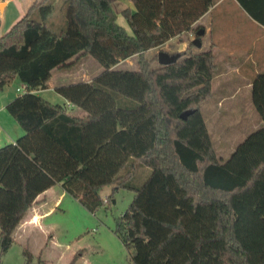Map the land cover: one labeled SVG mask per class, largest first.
Segmentation results:
<instances>
[{"label": "trees", "instance_id": "16d2710c", "mask_svg": "<svg viewBox=\"0 0 264 264\" xmlns=\"http://www.w3.org/2000/svg\"><path fill=\"white\" fill-rule=\"evenodd\" d=\"M113 1L67 0L57 32L46 25L53 0H34L0 35V89L14 79L24 88L5 105L23 133L0 146V252L51 186L94 212L108 203L99 190L113 185L133 191L113 226L131 264H264V70L249 88L260 123L221 160L199 108L210 96L212 53L184 50L155 68L143 57L190 30L213 1L128 0L133 10L120 15L131 34ZM235 2L264 26V0ZM86 56L101 72L53 89L80 114L35 93L52 70ZM131 56L136 70L112 68ZM138 166L150 169L140 184L131 182Z\"/></svg>", "mask_w": 264, "mask_h": 264}, {"label": "rangeland", "instance_id": "374dc122", "mask_svg": "<svg viewBox=\"0 0 264 264\" xmlns=\"http://www.w3.org/2000/svg\"><path fill=\"white\" fill-rule=\"evenodd\" d=\"M32 1L34 0H9L7 2L3 11H0V34L24 13ZM66 1L53 0L51 13L46 19L48 28L57 32L65 28ZM0 3L3 2L0 1ZM111 7L119 18L120 10L124 6L113 1ZM246 19L247 17L238 8L227 12L214 10L209 13V26L214 32L229 29L232 32H240L243 21ZM120 21L121 19L118 22ZM202 27L205 29L204 26ZM196 29L190 28L187 32L147 50L143 57L149 61L151 68H155L159 65L156 61L158 51L169 54L184 50L197 53V51L203 52L202 50L207 48L209 51V35L203 34L199 37L202 44L198 48L189 41L194 39ZM239 38H241V46H239L240 44L236 45L243 49L246 47V42L242 37ZM183 40H185V44L181 45ZM240 54L242 55V52ZM136 60V56H131L112 68L136 70ZM101 70L102 67L93 58L86 56L69 69L54 70L48 83L49 86H53L88 80L100 73ZM243 82L244 80H239L233 84V86L238 85L237 92L223 93L219 92L217 83L213 81L212 86L210 84V96L199 105L213 151L221 160L226 159L234 146L260 123L250 101V90L245 88ZM16 88H21L17 79L3 86L7 93L20 94V91H15ZM222 94L228 96V99L219 101ZM39 96L51 103L61 104L63 102V98L52 88L40 91ZM229 96L234 98L231 99ZM218 102L220 103L218 104ZM1 145L2 143H0ZM149 172L150 169L146 166L136 167L131 182L140 184ZM113 187V185H107L99 190V195L103 199L109 196L108 203L103 204L94 212H88L75 199L63 194L55 205L56 207L43 218L42 227H28L20 232L22 229L20 227L31 220L26 212L13 232L11 245L6 251L0 252V264H68L72 255L78 250L82 252L75 264H131L128 252L113 233V226L114 220L131 201L133 191L124 187L116 189ZM51 205L52 202L49 201L48 206ZM25 250L30 253L29 261L23 254Z\"/></svg>", "mask_w": 264, "mask_h": 264}, {"label": "crops", "instance_id": "0c3cea01", "mask_svg": "<svg viewBox=\"0 0 264 264\" xmlns=\"http://www.w3.org/2000/svg\"><path fill=\"white\" fill-rule=\"evenodd\" d=\"M0 1L3 2L0 3V11H3V7L9 0ZM114 3L122 4L124 6L123 8L133 10V5L128 0H116L114 1ZM236 8L243 12L247 17V19L243 21V25L241 26L242 30L240 32H232V30L229 29L222 32H217V30L214 32L212 27L209 26V13L214 10L227 12ZM120 17L117 18V16L115 15L116 23L121 26L127 34H131L126 21L122 16ZM120 19L121 21L118 22ZM204 19H206L207 21ZM202 26H204L205 29H203ZM192 28H197L195 32L199 29H202L203 34L209 35V51H211L212 53L215 65L213 74L214 76L213 78H211L210 82L211 86L212 82L214 81L217 83L219 92L221 91L223 93H226L227 91H231L232 93H234L238 91V85L233 86V84L237 83V81L239 80H244L243 83L245 85V88L249 89L252 77L256 73L264 70V26H261L250 19L235 2V0H213V3L210 7H208L207 11L191 25V29ZM2 33L3 32H1V34ZM239 37H242V39H244L246 42V47L243 49L239 47L241 46V38ZM171 39L172 38L168 39L167 41ZM192 40L190 39L189 41L191 42ZM180 44L184 45L185 40H183ZM201 44L202 43L200 42V46ZM236 44L240 45L237 46ZM207 50L208 48L202 51ZM240 52H242V55L240 54ZM53 71L54 70L51 71L50 79L52 78ZM92 78L93 77H91L90 79ZM90 79L81 81H89ZM48 81L46 82V88L38 89L35 91V93L39 95L40 91L48 90L50 88L54 89L55 87L59 86H49ZM20 85L22 88L21 83ZM16 89L15 91L19 92ZM16 95V93H7V91H5L3 87L0 89V143H2V145L6 143H13L15 139L23 133L22 129L18 126L15 120L5 110L6 103L13 99ZM229 98L233 99L234 97L229 96ZM224 99H228V96L222 94V96L219 97V101H222ZM219 103L220 102H218V104ZM60 105H64L66 111L71 115L80 114L79 109L66 103L64 99ZM63 194L65 193L61 190L59 184H55L39 194L36 197V203L27 212L29 217H31V220L24 224L23 227H20L22 228L20 232L28 227H42L43 218L46 216V214L50 213L54 209V207H56L55 205L58 203ZM49 201L52 202L51 206H48Z\"/></svg>", "mask_w": 264, "mask_h": 264}, {"label": "water", "instance_id": "95a60500", "mask_svg": "<svg viewBox=\"0 0 264 264\" xmlns=\"http://www.w3.org/2000/svg\"><path fill=\"white\" fill-rule=\"evenodd\" d=\"M203 35V30L199 29L195 32V37L194 39L191 41L192 45H194L195 47H199L200 46V41H199V37ZM180 57L179 53H172L169 54L167 52L164 51H158L156 54V61L159 65H167L170 63H173L174 61H176L178 58ZM192 112V110H183L181 111V113H179V118L180 119H185V117L190 114Z\"/></svg>", "mask_w": 264, "mask_h": 264}, {"label": "built area", "instance_id": "2783aa9c", "mask_svg": "<svg viewBox=\"0 0 264 264\" xmlns=\"http://www.w3.org/2000/svg\"><path fill=\"white\" fill-rule=\"evenodd\" d=\"M17 91H20L22 93L24 91V88L22 87L21 89H16Z\"/></svg>", "mask_w": 264, "mask_h": 264}]
</instances>
